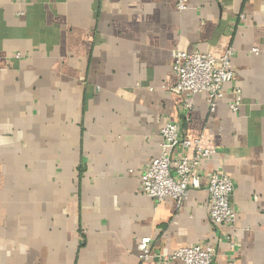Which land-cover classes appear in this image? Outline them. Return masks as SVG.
<instances>
[{
  "label": "crops",
  "instance_id": "1",
  "mask_svg": "<svg viewBox=\"0 0 264 264\" xmlns=\"http://www.w3.org/2000/svg\"><path fill=\"white\" fill-rule=\"evenodd\" d=\"M230 47L225 97L212 112L197 93L189 111L173 51ZM253 47L264 49V0H0V264H184L143 260L145 237L156 251L213 247V264H264V52ZM169 122L217 149L180 209L140 187ZM215 171L235 183L233 228L209 217Z\"/></svg>",
  "mask_w": 264,
  "mask_h": 264
},
{
  "label": "built area",
  "instance_id": "2",
  "mask_svg": "<svg viewBox=\"0 0 264 264\" xmlns=\"http://www.w3.org/2000/svg\"><path fill=\"white\" fill-rule=\"evenodd\" d=\"M188 3L189 0H177V7L186 9ZM241 17H244V14H241ZM252 51L259 54L264 52V49L253 47ZM234 52L232 47L221 56L202 51H173V70L178 77L176 89L186 95L185 106L189 111L193 108L192 97L200 92L208 94L210 110L216 111L219 101L225 97L226 84L235 79L232 66ZM234 95L229 106L233 112H237L243 101L241 88H235ZM159 136L161 153L140 169V187L145 194L157 201L167 197L173 198L180 209L190 190L201 188L202 163L210 159L217 149L204 136H183L178 122L167 123ZM207 189L210 195L211 221L233 228L238 211L233 204L235 183L232 177L225 172H212L208 175ZM231 245L235 246L233 240ZM139 247L143 260L157 259L165 263L181 260L184 264H213L216 256L213 247L202 244L184 245L172 252L156 251L151 246L150 237L143 238Z\"/></svg>",
  "mask_w": 264,
  "mask_h": 264
}]
</instances>
